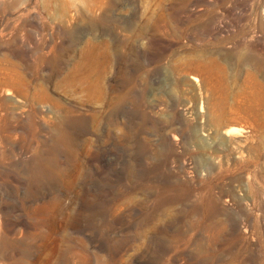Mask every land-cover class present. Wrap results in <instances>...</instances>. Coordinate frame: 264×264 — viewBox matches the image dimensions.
<instances>
[{
	"label": "rangeland",
	"instance_id": "374dc122",
	"mask_svg": "<svg viewBox=\"0 0 264 264\" xmlns=\"http://www.w3.org/2000/svg\"><path fill=\"white\" fill-rule=\"evenodd\" d=\"M256 81L264 0H0V264H264Z\"/></svg>",
	"mask_w": 264,
	"mask_h": 264
},
{
	"label": "bare ground",
	"instance_id": "6f19581e",
	"mask_svg": "<svg viewBox=\"0 0 264 264\" xmlns=\"http://www.w3.org/2000/svg\"><path fill=\"white\" fill-rule=\"evenodd\" d=\"M227 72H226V70L224 69V78H227ZM197 80H195V82H196ZM255 85L259 88V90L262 92L263 91V88H262V86H261V84L260 83H258L257 81L255 82ZM263 93H264V91H263ZM225 135H231L230 133H228L227 132V134L225 133Z\"/></svg>",
	"mask_w": 264,
	"mask_h": 264
}]
</instances>
